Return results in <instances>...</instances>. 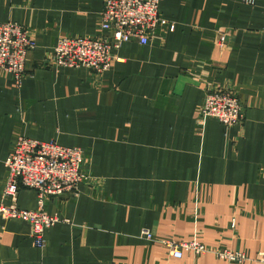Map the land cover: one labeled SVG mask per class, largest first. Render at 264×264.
<instances>
[{
	"label": "crops",
	"instance_id": "1",
	"mask_svg": "<svg viewBox=\"0 0 264 264\" xmlns=\"http://www.w3.org/2000/svg\"><path fill=\"white\" fill-rule=\"evenodd\" d=\"M159 0L167 25L125 43L105 71L55 65L67 35L99 32L103 0H0V21L36 46L20 84L0 70V202L18 137L83 150L76 193L47 198L59 220L0 217V264H257L264 255V0ZM243 105L240 124L203 119L205 94ZM16 204L37 207L20 187ZM148 231L150 238L143 233ZM203 251L170 254V244ZM243 252L231 262L220 249Z\"/></svg>",
	"mask_w": 264,
	"mask_h": 264
},
{
	"label": "built area",
	"instance_id": "2",
	"mask_svg": "<svg viewBox=\"0 0 264 264\" xmlns=\"http://www.w3.org/2000/svg\"><path fill=\"white\" fill-rule=\"evenodd\" d=\"M167 23L160 13L159 0H103L99 32L59 38L53 47V62L58 66L86 67L99 72L108 70L114 61L122 60L118 53L125 43L136 40L145 45ZM35 46V41L22 24L0 21V70L9 73L16 84L21 83L27 55ZM200 116L231 126L242 122L244 110L235 94L212 89L205 94ZM82 161L83 150L78 147H64L54 140L18 137L4 163L7 175L0 202V217L27 221L34 244L43 247L45 230L59 220L57 215L46 213V200L67 192L76 193L84 177ZM20 187L36 191L35 209L26 210L17 206ZM143 233L147 238L151 237L148 231ZM184 249L203 251L196 242L170 244V254L174 257L181 258ZM217 256L231 262L248 259L243 252L225 248L217 251ZM255 261L264 264V255L255 258Z\"/></svg>",
	"mask_w": 264,
	"mask_h": 264
}]
</instances>
